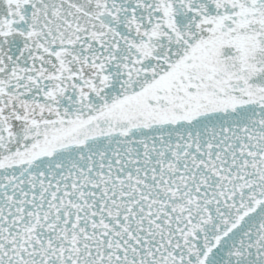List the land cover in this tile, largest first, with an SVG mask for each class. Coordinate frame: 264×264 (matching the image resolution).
I'll return each instance as SVG.
<instances>
[{"label":"snow or ice","instance_id":"6c2138e0","mask_svg":"<svg viewBox=\"0 0 264 264\" xmlns=\"http://www.w3.org/2000/svg\"><path fill=\"white\" fill-rule=\"evenodd\" d=\"M0 264H264V0H0Z\"/></svg>","mask_w":264,"mask_h":264}]
</instances>
